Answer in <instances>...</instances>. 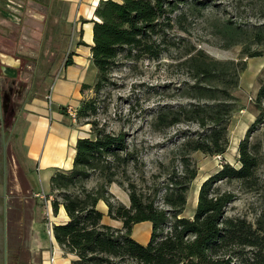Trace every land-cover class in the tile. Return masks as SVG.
<instances>
[{
  "label": "trees",
  "instance_id": "1",
  "mask_svg": "<svg viewBox=\"0 0 264 264\" xmlns=\"http://www.w3.org/2000/svg\"><path fill=\"white\" fill-rule=\"evenodd\" d=\"M212 2L101 0L94 11L97 21L91 22L95 94L108 83L120 57L159 60L168 46H173L167 41L168 32L187 16L184 11L180 12V7H187L202 17ZM262 8L261 23L243 26L231 19L222 22L218 34L223 48L242 45L245 57L260 56L250 51L247 42L264 45V0ZM185 54L183 66L192 83L185 85L182 96L190 102L186 106L159 108L150 126L164 131L180 124H193L198 131L179 132L178 166L172 168L161 185L153 186L150 195L126 177L128 167L139 162L127 136L98 129L96 122L88 121L96 114L95 101L81 102L76 121L85 119L83 124H90L95 136L78 139L72 170L57 171L50 181L51 191L57 198L52 204L53 211L62 205L69 219L64 225L54 226L53 235L63 249L76 255L75 264H264V178L256 175L258 159L250 146V133L260 119L239 142L240 167L224 164L220 171L207 178L198 190L193 216H182L191 184L197 177L190 154L222 156L226 153L229 122L236 101L231 91L238 87L239 75L246 68L244 63L217 61L193 46ZM69 64L67 61L66 65ZM263 99L262 86L255 99L257 110H262ZM119 174L124 181L119 180ZM92 180L95 182L89 187ZM222 182H238L258 195L260 212L253 222L226 215L236 195L221 190L218 185ZM111 184L127 191L128 208L109 193ZM99 201L105 203L109 218L122 222V230L102 225V213L96 209ZM142 222L151 224L146 245L130 237L133 226Z\"/></svg>",
  "mask_w": 264,
  "mask_h": 264
},
{
  "label": "crops",
  "instance_id": "2",
  "mask_svg": "<svg viewBox=\"0 0 264 264\" xmlns=\"http://www.w3.org/2000/svg\"><path fill=\"white\" fill-rule=\"evenodd\" d=\"M100 1L0 0V264L77 260L54 238L53 227L69 219L62 205L53 211L57 198L50 181L55 172L72 170L76 142L83 138L82 126L76 127L60 109L78 110L82 87L96 77L91 22L97 21L94 11ZM108 191L130 206L124 188L111 184ZM96 209L102 225L122 230L121 221L108 217L103 201ZM150 236L149 222L134 225L130 235L140 245Z\"/></svg>",
  "mask_w": 264,
  "mask_h": 264
},
{
  "label": "rangeland",
  "instance_id": "3",
  "mask_svg": "<svg viewBox=\"0 0 264 264\" xmlns=\"http://www.w3.org/2000/svg\"><path fill=\"white\" fill-rule=\"evenodd\" d=\"M262 9V0H213L212 6L203 12V16L197 17L187 7H180V12L184 11L187 16L180 19L168 32L167 41L173 46H168L159 60H125L120 57L109 75L108 83L98 94L94 91L96 77L89 89H81L83 101L94 100L97 107L96 114L88 121L96 122L98 129L107 133L125 134L129 147L136 149L139 162L128 167L126 177L136 183L144 194L150 195L153 186L161 185L172 168L178 166L176 147L181 142L179 132L198 131L193 124H180L164 131L154 130L150 126L159 108L186 106L190 102L182 96L185 85L192 83L183 66L186 50L193 46L217 61H234L246 65L239 75L238 87L231 91L236 101L229 122V146L226 153L222 156H209L201 152L190 154L197 168V177L188 193L187 205L182 214L185 218L193 216L197 202L192 205L191 198L201 183L220 171L224 164L236 169L240 167L239 142L258 119L260 123L250 133V146L258 159L256 175L264 178V99L261 103L262 110H257L255 106L257 92L260 87H264V45L247 42L250 51L260 55L248 58L242 54V45L223 48L218 34L226 19L243 26L263 22ZM21 28L22 23L19 35ZM91 75L93 74L89 73L90 77ZM68 107L60 109L66 116H70L75 110L74 107ZM70 118L76 127L82 126L83 138H94L92 126L83 124L85 119L76 121L75 118L73 121L71 116ZM124 179L119 174V180ZM94 182L92 180L91 183ZM218 186L221 190L236 195V200L227 208L226 215L243 217L253 222L260 212L258 195L241 187L238 182H222Z\"/></svg>",
  "mask_w": 264,
  "mask_h": 264
},
{
  "label": "built area",
  "instance_id": "4",
  "mask_svg": "<svg viewBox=\"0 0 264 264\" xmlns=\"http://www.w3.org/2000/svg\"><path fill=\"white\" fill-rule=\"evenodd\" d=\"M47 101H48V103L50 105L51 104V98H50V96H47ZM75 115H76V111L73 110V112L70 113V116L72 117L73 121L75 120ZM45 216H46L47 219H49V214L48 213H46ZM46 225H47L48 230L50 231V229H51V222L49 220L47 221V224ZM51 262H52V259H51Z\"/></svg>",
  "mask_w": 264,
  "mask_h": 264
},
{
  "label": "water",
  "instance_id": "5",
  "mask_svg": "<svg viewBox=\"0 0 264 264\" xmlns=\"http://www.w3.org/2000/svg\"><path fill=\"white\" fill-rule=\"evenodd\" d=\"M202 184V183H201ZM201 186V185H200ZM199 189H200V187H199Z\"/></svg>",
  "mask_w": 264,
  "mask_h": 264
}]
</instances>
